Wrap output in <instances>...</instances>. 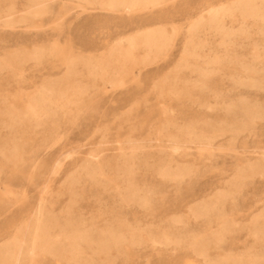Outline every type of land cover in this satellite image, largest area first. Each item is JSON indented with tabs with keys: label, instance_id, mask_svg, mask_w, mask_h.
Here are the masks:
<instances>
[{
	"label": "rangeland",
	"instance_id": "374dc122",
	"mask_svg": "<svg viewBox=\"0 0 264 264\" xmlns=\"http://www.w3.org/2000/svg\"><path fill=\"white\" fill-rule=\"evenodd\" d=\"M253 1L0 0V264H264Z\"/></svg>",
	"mask_w": 264,
	"mask_h": 264
},
{
	"label": "bare ground",
	"instance_id": "6f19581e",
	"mask_svg": "<svg viewBox=\"0 0 264 264\" xmlns=\"http://www.w3.org/2000/svg\"><path fill=\"white\" fill-rule=\"evenodd\" d=\"M225 7H221L219 9H215L213 13H210L208 16H209V21L208 22H204V25L205 24H208V25H218L219 21H217V19L220 17V18H223L225 17ZM236 10L238 12H240V14L242 16H247V17H253V18H256V19H264V13L260 12L261 11V7L256 3V1H253V4L252 5H248L247 2L245 3H240ZM203 22H200L198 24H196L195 27H192L191 28V31H193L195 28H197L198 26H202ZM222 37L221 39L223 41H226V36L227 34L229 33L228 31H225L224 29H215ZM141 43H142V47L143 46H146V47H151L153 46V41H155V38L152 37V38H142L140 39ZM194 43V38L193 36H190L189 39H188V46L186 48V55H191V56H194V52L191 51V48L190 46L193 45ZM137 44L135 43L134 40H132L131 44H130V49H134V47L136 46ZM255 52V51H254ZM122 55V54H121ZM132 54L131 52L129 51H126L124 53V57H130ZM185 55V57H186ZM115 54H111L110 57H114ZM112 62V61H111ZM179 150V145L177 143L174 144V148H173V151L177 152ZM39 231V226L36 225L35 227V237H34V240H36L38 237H37V232Z\"/></svg>",
	"mask_w": 264,
	"mask_h": 264
}]
</instances>
